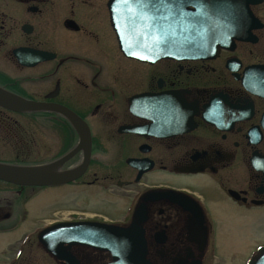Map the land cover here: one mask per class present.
<instances>
[{"label": "flooded vegetation", "instance_id": "af4514ba", "mask_svg": "<svg viewBox=\"0 0 264 264\" xmlns=\"http://www.w3.org/2000/svg\"><path fill=\"white\" fill-rule=\"evenodd\" d=\"M252 1L218 50L143 60L121 49L111 0H0V89L48 106L0 105V164L85 169L60 185L0 179V264H111L107 250L55 253L40 236L60 223L127 228L136 215L147 264L241 259L239 232L213 218L264 209V0ZM42 196L69 207L30 224ZM263 248L257 239L241 264Z\"/></svg>", "mask_w": 264, "mask_h": 264}, {"label": "water", "instance_id": "95a60500", "mask_svg": "<svg viewBox=\"0 0 264 264\" xmlns=\"http://www.w3.org/2000/svg\"><path fill=\"white\" fill-rule=\"evenodd\" d=\"M157 0H153L156 3ZM180 4L183 14L164 12V18H153L154 9L141 0H111L115 12V24L119 32L121 49L127 54L143 59L155 60L166 56L192 58L203 56L207 51L238 37L239 24L245 15L250 16L252 0H170ZM201 5H204L202 8ZM0 105L20 112L47 110L48 106L36 104L11 95L0 89ZM57 111L63 113L60 107ZM78 129L82 122L71 118ZM44 169V168H43ZM0 164V179L20 185H60L80 176L81 168L71 174L49 176L45 170ZM145 218L134 216L127 227L98 222L60 223L44 230L40 240L58 253L73 245H86L112 253L111 264H147L146 241L140 229ZM262 256L251 264H264ZM68 263L76 262L67 256L58 255ZM71 261V262H70Z\"/></svg>", "mask_w": 264, "mask_h": 264}, {"label": "rangeland", "instance_id": "374dc122", "mask_svg": "<svg viewBox=\"0 0 264 264\" xmlns=\"http://www.w3.org/2000/svg\"><path fill=\"white\" fill-rule=\"evenodd\" d=\"M81 199L86 200L84 195H81ZM65 198H53L47 199L45 197H40L33 201L31 209H33L32 221L40 222L44 217L51 216L54 217L56 213L61 212L63 209L69 207V203L64 201ZM214 224L218 232L225 230H237L239 234L235 238V244H237L241 250V259L235 264H241L243 257L249 251V247L257 239L261 241L264 239V209H260L258 214L256 212L253 216H226V215H215ZM222 241V238H219Z\"/></svg>", "mask_w": 264, "mask_h": 264}, {"label": "snow or ice", "instance_id": "6c2138e0", "mask_svg": "<svg viewBox=\"0 0 264 264\" xmlns=\"http://www.w3.org/2000/svg\"><path fill=\"white\" fill-rule=\"evenodd\" d=\"M141 2L154 9V19L157 18V16L164 18L163 14L165 11L172 15H176L177 13L183 14L180 4H174L170 2V0H157L156 3H153V0H141ZM201 7L203 8L204 5H201Z\"/></svg>", "mask_w": 264, "mask_h": 264}]
</instances>
